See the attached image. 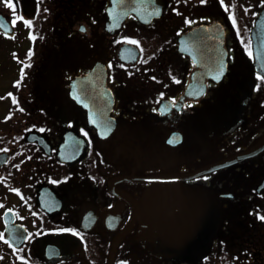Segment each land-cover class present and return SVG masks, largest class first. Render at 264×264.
Masks as SVG:
<instances>
[{
    "label": "flooded vegetation",
    "instance_id": "flooded-vegetation-1",
    "mask_svg": "<svg viewBox=\"0 0 264 264\" xmlns=\"http://www.w3.org/2000/svg\"><path fill=\"white\" fill-rule=\"evenodd\" d=\"M261 16L0 0V264H264Z\"/></svg>",
    "mask_w": 264,
    "mask_h": 264
},
{
    "label": "water",
    "instance_id": "water-1",
    "mask_svg": "<svg viewBox=\"0 0 264 264\" xmlns=\"http://www.w3.org/2000/svg\"><path fill=\"white\" fill-rule=\"evenodd\" d=\"M264 16L258 20L256 33L258 37H254V64L258 71L264 74Z\"/></svg>",
    "mask_w": 264,
    "mask_h": 264
},
{
    "label": "snow or ice",
    "instance_id": "snow-or-ice-1",
    "mask_svg": "<svg viewBox=\"0 0 264 264\" xmlns=\"http://www.w3.org/2000/svg\"><path fill=\"white\" fill-rule=\"evenodd\" d=\"M81 31H85V29L84 28H81ZM133 43H135V42H133ZM261 219H264V217H262Z\"/></svg>",
    "mask_w": 264,
    "mask_h": 264
}]
</instances>
